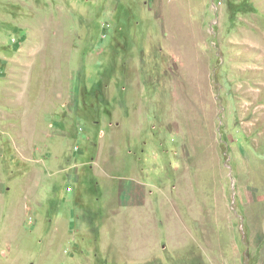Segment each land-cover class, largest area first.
I'll return each instance as SVG.
<instances>
[{
	"label": "rangeland",
	"instance_id": "1",
	"mask_svg": "<svg viewBox=\"0 0 264 264\" xmlns=\"http://www.w3.org/2000/svg\"><path fill=\"white\" fill-rule=\"evenodd\" d=\"M0 264H264V0H0Z\"/></svg>",
	"mask_w": 264,
	"mask_h": 264
},
{
	"label": "crops",
	"instance_id": "2",
	"mask_svg": "<svg viewBox=\"0 0 264 264\" xmlns=\"http://www.w3.org/2000/svg\"><path fill=\"white\" fill-rule=\"evenodd\" d=\"M133 192L123 189V193L121 194L119 191H117V196L111 195V199L109 200L108 203H106V207H107L106 209H120L121 203H122L121 206L123 205L124 206L123 208H126V207H129V205H135L136 202L138 201H140L138 203L140 204L139 206H145V201L146 203H148V201L150 202V195H149L150 193L148 194L146 191H138V192L133 191ZM100 199L101 197H99V202L101 201ZM96 200L98 201L97 198ZM149 206H150V203H149Z\"/></svg>",
	"mask_w": 264,
	"mask_h": 264
},
{
	"label": "bare ground",
	"instance_id": "3",
	"mask_svg": "<svg viewBox=\"0 0 264 264\" xmlns=\"http://www.w3.org/2000/svg\"><path fill=\"white\" fill-rule=\"evenodd\" d=\"M189 79H190V78H189ZM176 90H177V89H176ZM175 92H176V91H175ZM172 93H173V92H172ZM173 95H174V94H173ZM175 98H176V97H175ZM176 99H177V98H176ZM181 100H182V99H181ZM187 100H188V99H187ZM179 101H180V100H179ZM179 101H178V102H179ZM180 107H181V105H180ZM184 109H186V108H184ZM180 115H181V114H180ZM180 118H181V117H180Z\"/></svg>",
	"mask_w": 264,
	"mask_h": 264
},
{
	"label": "built area",
	"instance_id": "4",
	"mask_svg": "<svg viewBox=\"0 0 264 264\" xmlns=\"http://www.w3.org/2000/svg\"><path fill=\"white\" fill-rule=\"evenodd\" d=\"M69 188H70V187H69ZM69 188H68V190H70Z\"/></svg>",
	"mask_w": 264,
	"mask_h": 264
}]
</instances>
